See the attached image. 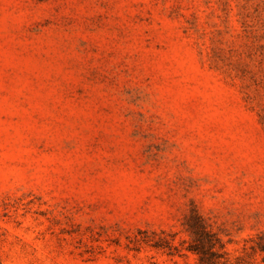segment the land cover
<instances>
[{"label":"rangeland","instance_id":"1","mask_svg":"<svg viewBox=\"0 0 264 264\" xmlns=\"http://www.w3.org/2000/svg\"><path fill=\"white\" fill-rule=\"evenodd\" d=\"M264 264V0H0V264Z\"/></svg>","mask_w":264,"mask_h":264},{"label":"trees","instance_id":"2","mask_svg":"<svg viewBox=\"0 0 264 264\" xmlns=\"http://www.w3.org/2000/svg\"><path fill=\"white\" fill-rule=\"evenodd\" d=\"M189 230L193 240L188 250L198 255L199 264H234L217 234L207 229L203 223L189 227Z\"/></svg>","mask_w":264,"mask_h":264}]
</instances>
